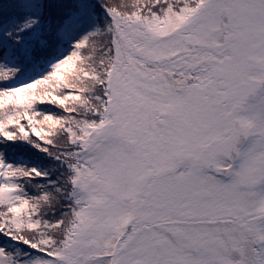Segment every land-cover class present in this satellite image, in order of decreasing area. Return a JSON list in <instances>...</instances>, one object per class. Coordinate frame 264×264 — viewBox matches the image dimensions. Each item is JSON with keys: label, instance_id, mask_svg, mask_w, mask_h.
Wrapping results in <instances>:
<instances>
[{"label": "snow or ice", "instance_id": "obj_1", "mask_svg": "<svg viewBox=\"0 0 264 264\" xmlns=\"http://www.w3.org/2000/svg\"><path fill=\"white\" fill-rule=\"evenodd\" d=\"M0 264H264V0H0Z\"/></svg>", "mask_w": 264, "mask_h": 264}]
</instances>
